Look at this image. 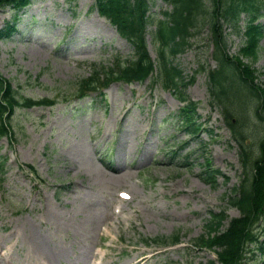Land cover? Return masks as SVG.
<instances>
[{
    "label": "rangeland",
    "instance_id": "obj_1",
    "mask_svg": "<svg viewBox=\"0 0 264 264\" xmlns=\"http://www.w3.org/2000/svg\"><path fill=\"white\" fill-rule=\"evenodd\" d=\"M150 2L153 20L162 19L169 6ZM93 3L29 0L23 9L0 8V30L8 23L16 28L0 39V75L18 97L55 102L53 107L16 109L10 118L13 142L0 137V251L13 264H45L24 238L32 231L44 239L45 251L56 254L54 264H218L197 239L208 235L211 213L238 216L226 198L244 167L212 95L209 73L218 62L209 29L202 26L170 59L181 71L180 92L198 104L201 129L193 136L177 116L183 105L178 92L151 78L130 86L113 83L103 98L74 101L77 82L92 68L106 67L116 55L133 54L108 21L90 10ZM245 22L244 15L242 28ZM224 30L227 53L235 55L245 38L227 25ZM147 41L156 60L150 34ZM243 62L264 84V36L256 57ZM222 74L224 92L215 86L216 96L241 119L234 124L253 160L263 134L257 102L233 70L227 67ZM205 158L228 178L226 183L221 176L214 185L204 180ZM251 169L248 162L249 178ZM121 192L130 199L121 198ZM175 236L180 244L157 248ZM256 252L250 260L261 264L264 257ZM0 264H5L1 258Z\"/></svg>",
    "mask_w": 264,
    "mask_h": 264
},
{
    "label": "trees",
    "instance_id": "obj_2",
    "mask_svg": "<svg viewBox=\"0 0 264 264\" xmlns=\"http://www.w3.org/2000/svg\"><path fill=\"white\" fill-rule=\"evenodd\" d=\"M162 1L169 6V10L162 12V19L157 21L153 20L150 13V0L94 1L92 9L105 18L120 36L127 40L133 48V54L130 58L116 55L112 63L106 67H101L99 70L92 68V72L87 77L77 82L75 97L79 99L86 97L88 91H96L99 85L106 86L112 80L143 81L158 69L163 86L173 87L184 101L178 83V80L182 79L181 71L172 64L170 59L180 54L190 37L206 25L210 33V43L214 46L213 55L219 67L218 70L210 73L211 82L223 94L225 74H222V70L227 67L233 70L239 81L255 97L257 102L255 114L263 122V134L258 144L259 155L252 161L251 181L247 183L244 179L239 186L233 188V196L229 200L230 205L239 209L241 217L231 219L228 226L221 230L225 215L223 213L213 215V221L209 224L210 233L206 239L200 238L203 246L214 249L220 264H244L242 259L245 245L256 239L254 226L260 216L264 217V115H262L264 114L262 112L264 86L256 83L254 71L243 62V59L251 56L254 58L259 48L263 26L257 20L260 16H264V0ZM27 3L28 0H0V7L10 4L19 8ZM243 14L247 16V25L244 27L246 40L236 56H229L226 52L227 36L224 26H229L235 34L240 33L239 23ZM152 26L153 30H148ZM12 30L13 26L8 25L0 32V38L3 35H9ZM147 33H150L157 50L156 63L148 50ZM54 103V100L18 97L12 84L0 75V136H8L11 140L14 133L10 118L15 109L54 105ZM190 106L194 104L191 103L188 105L189 108L182 109L181 118L187 128L196 130L195 125L192 124L194 122ZM226 109L228 110L227 106H224L227 124L236 131L234 124L229 121ZM237 135L236 138L239 141L244 139L239 131ZM242 148L245 152L244 165H246L249 157L245 147ZM216 173L219 172L216 171ZM206 181L213 182V179L207 174ZM173 239L177 242L178 236Z\"/></svg>",
    "mask_w": 264,
    "mask_h": 264
},
{
    "label": "bare ground",
    "instance_id": "obj_3",
    "mask_svg": "<svg viewBox=\"0 0 264 264\" xmlns=\"http://www.w3.org/2000/svg\"><path fill=\"white\" fill-rule=\"evenodd\" d=\"M140 124H138L137 127H135L133 133H136L137 129L139 128ZM25 240L28 242L29 247H33L36 254H38L45 264H54L55 256L52 251H45L44 247V239H40L36 236V234H33L32 231H29L28 234L24 235ZM29 254V252H28Z\"/></svg>",
    "mask_w": 264,
    "mask_h": 264
}]
</instances>
